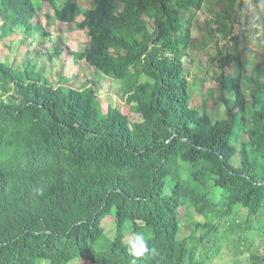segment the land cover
<instances>
[{
  "label": "trees",
  "instance_id": "16d2710c",
  "mask_svg": "<svg viewBox=\"0 0 264 264\" xmlns=\"http://www.w3.org/2000/svg\"><path fill=\"white\" fill-rule=\"evenodd\" d=\"M44 1L53 20L86 31L87 47L72 51V62L119 80L125 110L102 108L93 85L74 88L62 76L53 86L29 58L20 67L0 60V264H205L223 245L233 252L231 264H264V252L250 249L263 234L264 80L255 73L264 62V5L88 0L82 8L79 0H0V38L17 31L27 38L35 27L47 35L32 23ZM204 4L222 23L206 25L202 39L217 48L224 115L215 119L190 104L195 77L183 64ZM222 32L225 53L216 41ZM248 33L261 56L252 68L228 48ZM210 97L211 89L203 109ZM112 211L109 238L101 221ZM134 233L155 252L132 257ZM244 252L247 263L238 259Z\"/></svg>",
  "mask_w": 264,
  "mask_h": 264
},
{
  "label": "rangeland",
  "instance_id": "374dc122",
  "mask_svg": "<svg viewBox=\"0 0 264 264\" xmlns=\"http://www.w3.org/2000/svg\"><path fill=\"white\" fill-rule=\"evenodd\" d=\"M211 1V0H210ZM79 5L82 8L89 7L88 0H79ZM61 3V2H60ZM256 5V10L259 11L261 6L264 5V0H256L253 6ZM220 3L213 5L212 13H218ZM52 9L47 2L42 3V7L38 14L32 20L33 24L39 25L44 33L42 35L39 31L34 33L27 38H24L21 32H15L8 37L0 38V60L8 61L15 67H20L21 63L25 62L26 58L32 60L35 66V70L43 74L49 79V82L56 86L61 83L60 77H68V83L74 88H81L88 85L94 86V91L97 93L98 100L105 108L107 105L114 106L120 110H125V103L123 96L120 92L121 82L119 80L102 75L99 71L93 67L88 66L85 62L80 61L73 64L71 59L72 51H81L87 47L89 38L85 30L77 29L72 23L59 22L52 19ZM50 16V18H47ZM257 15L254 14V17ZM82 16L76 17V21H80ZM194 21L201 27L199 31L196 27H191V35L194 41V48L189 49L187 54L192 56L184 57L183 64L187 72V76L191 79L195 77L192 86L189 88L190 104L199 107L200 111L208 113L211 118L223 116L224 108L223 104L218 99L219 88L217 86L215 76L217 72L215 66V56L217 54V48L215 42L207 43L203 47L202 39L206 40L204 35V28L206 25L211 27L220 26L222 23H218L212 19L211 13L208 11L207 5H202L201 9L195 13ZM194 23V22H193ZM1 24V21H0ZM232 30V34L239 35V27L235 24ZM224 31V30H223ZM225 32V31H224ZM222 33L218 34L219 38L216 40L218 47L222 53H225L226 47H224V41L227 39ZM245 40L241 41L237 46H230V51L238 52L243 67H254L260 62L261 56L258 51L257 41L254 40L253 36L247 34ZM203 37V38H202ZM54 47L61 49L59 56L55 57L58 53L57 50H53ZM51 54L50 61L46 59V55ZM210 58V59H209ZM262 72H256V77L264 80V62L262 64ZM236 64L234 63L231 67H225L223 72L225 74H231L235 71ZM191 85V84H190ZM241 88L244 92H249V87L246 81H243ZM211 89L212 97L208 98L205 103V108L202 106V99L207 94L208 90ZM134 121L139 120L138 114L130 115ZM113 216V211L102 219L105 234L107 237L112 238L114 231V224L109 220ZM192 218L195 217L192 214ZM263 223V234L262 237H256L250 244L251 251H257L258 253L264 252V216L261 217ZM233 252L227 250L225 246H222V250L215 254L205 264H231L233 260ZM238 259L247 263L248 254L246 252L239 255ZM69 264H92L81 258L72 260Z\"/></svg>",
  "mask_w": 264,
  "mask_h": 264
},
{
  "label": "clouds",
  "instance_id": "9594fccd",
  "mask_svg": "<svg viewBox=\"0 0 264 264\" xmlns=\"http://www.w3.org/2000/svg\"><path fill=\"white\" fill-rule=\"evenodd\" d=\"M256 0H250V2H255ZM262 9V6L260 10ZM82 16V14H79ZM78 15V16H79ZM77 17V16H76ZM75 17V20H76ZM258 17V15L256 16ZM257 19V18H256ZM82 20V19H81ZM80 20V21H81ZM60 22V21H59ZM34 31H38L35 27ZM34 33V32H33ZM127 250L129 254L134 257V258H140L142 257L145 253L155 252V249H149L148 244L146 242L145 236L142 233H134L128 240L127 242ZM132 264H136V260L133 259Z\"/></svg>",
  "mask_w": 264,
  "mask_h": 264
},
{
  "label": "built area",
  "instance_id": "2783aa9c",
  "mask_svg": "<svg viewBox=\"0 0 264 264\" xmlns=\"http://www.w3.org/2000/svg\"><path fill=\"white\" fill-rule=\"evenodd\" d=\"M253 2H250V4L248 5V10L251 11V10H254L255 9V6H253ZM260 10V9H259ZM257 17L254 18V20L256 19Z\"/></svg>",
  "mask_w": 264,
  "mask_h": 264
}]
</instances>
